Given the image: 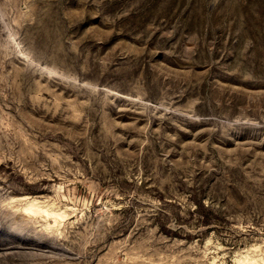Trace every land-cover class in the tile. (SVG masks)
Instances as JSON below:
<instances>
[{
    "label": "rangeland",
    "instance_id": "obj_1",
    "mask_svg": "<svg viewBox=\"0 0 264 264\" xmlns=\"http://www.w3.org/2000/svg\"><path fill=\"white\" fill-rule=\"evenodd\" d=\"M0 264H264V0H0Z\"/></svg>",
    "mask_w": 264,
    "mask_h": 264
}]
</instances>
